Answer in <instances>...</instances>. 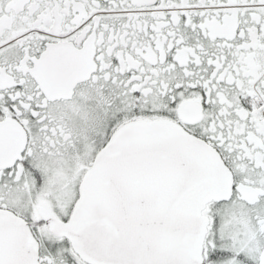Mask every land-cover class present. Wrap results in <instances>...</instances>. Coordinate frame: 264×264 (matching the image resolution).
<instances>
[{
  "label": "snow or ice",
  "instance_id": "6c2138e0",
  "mask_svg": "<svg viewBox=\"0 0 264 264\" xmlns=\"http://www.w3.org/2000/svg\"><path fill=\"white\" fill-rule=\"evenodd\" d=\"M0 264H264V0H0Z\"/></svg>",
  "mask_w": 264,
  "mask_h": 264
}]
</instances>
